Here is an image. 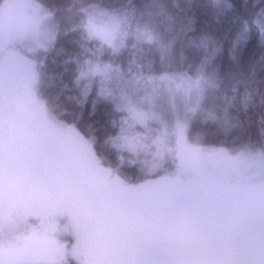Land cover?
I'll list each match as a JSON object with an SVG mask.
<instances>
[{"label":"trees","instance_id":"trees-1","mask_svg":"<svg viewBox=\"0 0 264 264\" xmlns=\"http://www.w3.org/2000/svg\"><path fill=\"white\" fill-rule=\"evenodd\" d=\"M33 1L49 14L54 29L51 45L40 53L35 84L38 98L53 119L73 125L92 144L100 163L125 182L158 178L177 167L170 128L162 130L153 117L138 122L118 108L114 98L134 87L140 90V82L154 84L158 77L199 81L200 96L187 117L190 143L231 152H264V0ZM84 9L118 19L124 37L117 49L86 33ZM160 134L166 139L161 150L157 143ZM57 150L51 155L53 167L44 169L51 179L46 199L52 206L63 198L55 192L58 187L63 192L73 181L78 186L82 180L79 173L70 171L62 149ZM81 188L77 203H83L85 217H92L90 213L99 205L120 201L114 186L83 184ZM38 202L31 206L35 208ZM223 204L217 205L216 211H207L209 217L200 214L205 246L215 251L214 242L226 241L227 248L233 246L230 250L239 253L247 242L254 254L264 251V214L256 225H246L250 218L245 217L244 222L243 217L232 214L237 209ZM161 235L158 237L163 240ZM137 238L132 241L136 248L129 259L125 239L120 244L116 238L106 264H200L197 250V256L185 249L175 256L174 247L168 253L162 250V240L148 245L144 237ZM42 251L29 240L14 239L11 245L0 241V256L6 258L45 264ZM155 252H161L162 257H154ZM64 264L77 263L68 258Z\"/></svg>","mask_w":264,"mask_h":264},{"label":"rangeland","instance_id":"rangeland-1","mask_svg":"<svg viewBox=\"0 0 264 264\" xmlns=\"http://www.w3.org/2000/svg\"><path fill=\"white\" fill-rule=\"evenodd\" d=\"M84 11L86 33L117 49L124 37L118 19L99 11ZM53 39L49 14L38 3L2 1L0 241L6 245L14 239L38 244L45 264H64L68 258L77 264H106L116 238H120L121 244L129 236V243L125 239L129 259L136 248H132V241H138L137 237H144L149 245L162 240L158 235L163 233L162 250L166 253L174 247L175 256L184 249L197 256L204 248L201 251L211 262L208 252L212 250L205 246L200 233V214L209 217L207 211H216L224 203L231 210L237 209L232 214L243 217L244 222L245 217L250 218L246 225L257 224L259 215L264 214V152H231L189 142L187 117L200 96L197 79L186 82L158 77L155 85L140 82L142 92L134 87L114 97L117 107L138 122L153 117L160 121L162 130L170 128L176 148L177 167L173 173L128 183L100 163L92 144L73 125L53 119L38 98L35 84L40 53L48 49ZM157 143L160 150L164 148L166 139L162 134ZM126 144L135 147L133 142ZM59 148L70 171L79 173L82 180L79 187L73 181L71 192L70 187L63 192L58 187L60 190L55 192L62 193L63 198L60 204L52 206L46 199L51 179L44 175V169L53 167L51 155ZM83 184L114 186L120 201L99 205L90 213L92 217H85L83 203L78 204ZM37 200L38 205L33 208L31 205ZM101 209L104 211L97 212ZM161 229L165 232L157 233ZM252 232L256 233L254 229ZM154 254L162 257L161 252ZM0 264L32 263L24 258L0 256Z\"/></svg>","mask_w":264,"mask_h":264},{"label":"flooded vegetation","instance_id":"flooded-vegetation-1","mask_svg":"<svg viewBox=\"0 0 264 264\" xmlns=\"http://www.w3.org/2000/svg\"><path fill=\"white\" fill-rule=\"evenodd\" d=\"M214 242V241H213ZM226 241H216L215 246L216 250H212V252H208V256L210 257L211 262L205 258V254L200 252V264H264V251L259 253L251 252L250 246L247 242L246 246H244L243 252L236 253V251H231L230 249H234L233 246L227 248L224 244ZM220 245V246H219ZM211 250V248H209ZM254 254V255H253ZM207 260V261H206ZM206 261V262H205Z\"/></svg>","mask_w":264,"mask_h":264}]
</instances>
